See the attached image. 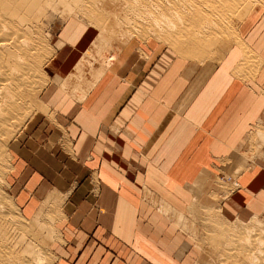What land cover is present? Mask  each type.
<instances>
[{"label":"crops","instance_id":"1","mask_svg":"<svg viewBox=\"0 0 264 264\" xmlns=\"http://www.w3.org/2000/svg\"><path fill=\"white\" fill-rule=\"evenodd\" d=\"M239 32L259 62L250 77L235 72L238 43L204 63L132 46L88 77L78 62L97 33L67 22L42 110L11 147L23 214L48 196L58 204L55 264H197L201 250L183 226L192 202L225 218H264V8ZM230 167L247 170L229 192L219 176L231 180Z\"/></svg>","mask_w":264,"mask_h":264},{"label":"rangeland","instance_id":"2","mask_svg":"<svg viewBox=\"0 0 264 264\" xmlns=\"http://www.w3.org/2000/svg\"><path fill=\"white\" fill-rule=\"evenodd\" d=\"M244 1L0 0V27L1 24L7 26V29L4 27L5 33L8 31L10 33L11 30V34L19 33V40L25 36L27 47H30V54L28 53L25 61L22 60V62H26L31 69L27 77H23L21 82L19 80V88L16 91L19 95L17 101L20 100L19 103L22 105L18 104L23 109L19 107L17 114L13 116L16 118L7 121V125L11 123L10 126H5L7 131L0 133V149H2L0 150V243L8 245L7 249L11 250L8 249L9 253L14 254L11 256H14L19 264H55L56 261L51 251V244L59 234L56 219L60 217L53 215L58 204L51 196H48L33 217L23 214L11 185L14 169L11 147L19 139L28 120L42 110L41 94L50 84L52 77L47 66L60 46L56 44V40L67 22L75 20L79 26L90 27L97 33L93 45L78 62L83 66L81 69L86 71L88 77L90 70L97 64L102 62L105 64L109 55L114 54L115 58H118L132 46L144 55L145 46H158L172 53L171 61L184 59L189 62L204 63L208 60L221 61L230 47L236 43L240 45L244 55L235 68V72L237 75L250 77L257 72L259 62L253 52L242 42L239 24L255 8H264V0ZM170 21L174 22V26ZM31 40L32 43H30ZM30 44H34L35 48H33L34 45L29 46ZM37 47L38 50H35L33 55L38 62L31 55L32 49ZM36 52L41 56L38 54L36 57ZM3 55L5 56L4 66L10 75L14 76L12 66L16 63V52L5 48ZM86 55H88L87 62L83 65ZM31 65L36 66L34 71ZM255 130L256 127L252 132ZM251 139L250 134L240 153L250 152L249 140ZM258 157L260 156L256 158ZM239 167H230L231 180H226L227 178L223 180L224 177L219 176L226 185L224 188L227 187L229 192L234 189L235 179L247 170L239 172ZM187 213L192 221L189 225L184 224V229L190 233L186 234L191 242L195 243L196 239L201 250V257L197 264H264L263 217H254L247 221L236 220V217L232 216L228 219L220 213L213 215L214 212L205 207H197L195 202L189 205ZM195 214H200V217L194 216Z\"/></svg>","mask_w":264,"mask_h":264},{"label":"bare ground","instance_id":"3","mask_svg":"<svg viewBox=\"0 0 264 264\" xmlns=\"http://www.w3.org/2000/svg\"><path fill=\"white\" fill-rule=\"evenodd\" d=\"M153 1V0H152ZM199 1V0H198ZM207 1V0H206ZM244 1V0H242ZM167 2V1H166ZM169 2V1H168ZM230 2V1H229ZM245 2V1H244ZM247 2V1H246ZM261 2V1H260ZM151 3V2H150ZM154 3V2H153ZM182 3V1L180 2ZM184 3V2H183ZM242 3V2H241ZM157 4V3H156ZM155 4V5H156ZM169 4H171L169 2ZM187 4V3H186ZM173 5V4H172ZM177 5V4H176ZM189 5V4H188ZM213 6V4H211ZM191 6V5H190ZM218 6V5H217ZM230 6V5H229ZM215 7V5H214ZM220 7V6H218ZM222 7V6H221ZM180 8V7H179ZM185 8V7H184ZM192 8V7H191ZM137 9V8H136ZM170 10V9H169ZM185 11V10H184ZM172 12H174L172 10ZM183 12V11H182ZM192 12V11H191ZM188 13V12H187ZM193 13V12H192ZM216 13V12H215ZM180 14V12H179ZM178 14V16H179ZM184 14V13H183ZM186 14V13H185ZM216 15V14H215ZM151 16V15H150ZM186 16V15H185ZM177 17V16H176ZM191 18V17H190ZM218 18V17H217ZM189 19V18H188ZM212 19V18H211ZM181 20V19H180ZM1 21H3L1 19ZM205 21V20H204ZM4 22V21H3ZM7 22V21H6ZM171 22V21H170ZM173 22V21H172ZM171 22V24H172ZM202 22V21H201ZM216 22V21H215ZM9 24H12V23H9ZM216 24V23H215ZM176 25V24H175ZM182 25V24H181ZM209 25V24H208ZM217 25V24H216ZM173 26H174V22H173ZM172 26V28H173ZM211 26V25H210ZM4 27H6L7 29V26L6 25H2L1 24V27H0V133L1 131H7L5 128V126L7 125V121H9V119L11 118H16V117H13L17 114V111L19 109V107L22 105V103H19L17 101L18 100V96L16 91H17V88H19V80L20 82L22 81V78L23 77H27V74H28V71L31 69L28 68V64L25 62L23 63L22 60L25 61L26 59V55L30 52V47H27V44H26V40H25V36L23 39L19 40V33L18 34H11L12 30L10 31V33H5L4 32ZM11 27V25H10ZM15 27V25H14ZM163 27V26H162ZM168 27V26H166ZM178 27V26H177ZM177 27H175L177 29ZM209 27V26H208ZM217 27V26H216ZM16 28V27H15ZM169 28H170V25H169ZM218 28V27H217ZM5 29V30H6ZM11 29V28H10ZM13 29V27H12ZM167 29V28H165ZM174 29V28H173ZM204 29V28H203ZM199 30V29H198ZM202 30V29H201ZM21 32V31H20ZM166 32V31H165ZM162 33V32H161ZM229 33V31H228ZM23 34V33H21ZM160 34V33H159ZM231 34V33H230ZM25 35V34H24ZM200 35V34H199ZM204 35V34H203ZM219 35V34H218ZM23 36V35H21ZM167 36V35H166ZM183 36V35H182ZM185 37V36H184ZM199 37V36H198ZM205 37V36H204ZM209 37V36H208ZM207 37V38H208ZM21 38V37H20ZM27 38V37H26ZM202 38V37H201ZM33 40V39H32ZM32 40L30 43H32ZM29 42V41H28ZM34 45V44H33ZM33 45H29V46H33ZM39 45V44H38ZM40 47V46H39ZM5 48H10L12 49L14 52H16V63L12 66V72H14V76L13 75H10V72L8 71V69L4 66L3 64V61L5 60V56L3 55V49ZM32 48V47H31ZM33 48H35V45L33 46ZM42 48V47H41ZM205 48V47H204ZM40 49V48H39ZM37 51L38 50V47L37 49H32V52H31V55H33L34 51ZM42 51V50H40ZM38 52H36V57L38 56ZM40 55V54H39ZM29 56V55H28ZM27 56V58H28ZM41 56V55H40ZM47 56V55H46ZM112 56V55H111ZM30 58V56H29ZM32 58L36 61V58L35 56L33 55ZM31 58V61H33V59ZM7 59V58H6ZM30 60V59H29ZM86 61V60H85ZM253 61V60H252ZM38 62V61H36ZM43 62V61H42ZM108 63V62H107ZM31 64H36L35 62H31ZM110 64V63H109ZM32 66V65H31ZM33 67V66H32ZM34 67H36L34 65ZM34 67H33V70L34 71ZM95 69V68H94ZM93 69V70H94ZM11 71V70H10ZM37 71V70H36ZM92 71V70H91ZM99 72H102V71H99ZM20 74V75H19ZM38 74V73H37ZM99 75V74H98ZM13 76V77H12ZM35 76V75H34ZM29 79H31V77H29ZM95 81V80H94ZM30 82V81H29ZM21 84V83H20ZM21 86V85H20ZM22 86H24L22 84ZM21 86V87H22ZM23 99V98H22ZM21 99V100H22ZM21 105H19V104ZM28 104V103H27ZM27 107V106H26ZM22 107H20L21 109ZM23 109V108H22ZM27 109V108H26ZM25 109V110H26ZM27 111V110H26ZM23 113V112H21ZM13 119V121H14ZM17 120V119H16ZM12 121V120H11ZM10 121V122H11ZM18 121V120H17ZM11 124V123H9ZM8 124V125H9ZM7 125V127H8ZM10 126V125H9ZM15 133V132H14ZM11 134V133H10ZM3 135V134H2ZM3 138V136H2ZM4 145V144H3ZM5 146V145H4ZM7 149V147H4ZM2 150V149H0ZM2 152V151H1ZM4 153V152H3ZM8 153V152H7ZM2 157V156H1ZM2 198V197H1ZM1 206V205H0ZM44 207V206H43ZM6 215V214H5ZM10 215V214H9ZM4 218V216H2ZM20 228V227H19ZM21 229V228H20ZM263 241V240H262ZM1 242V241H0ZM6 243V242H5ZM4 244V243H3ZM2 243H0V264H19L18 260L14 259V256L12 257L11 255L13 254H10L9 252L11 251L9 248V250L7 249L6 246L8 245H3ZM10 247V246H9ZM12 249V248H11ZM13 252V251H12ZM14 255V254H13ZM16 255V254H15ZM42 255V254H41ZM40 257V256H39ZM17 258V257H16ZM41 258V257H40ZM18 259V258H17ZM39 259V258H38ZM41 259H39L40 261ZM41 262V261H40ZM28 264V263H27ZM39 264V263H38ZM42 264V263H41Z\"/></svg>","mask_w":264,"mask_h":264}]
</instances>
